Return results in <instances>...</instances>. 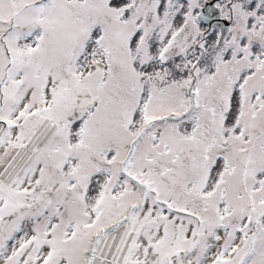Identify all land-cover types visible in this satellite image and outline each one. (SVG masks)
<instances>
[{"label":"snow or ice","instance_id":"obj_1","mask_svg":"<svg viewBox=\"0 0 264 264\" xmlns=\"http://www.w3.org/2000/svg\"><path fill=\"white\" fill-rule=\"evenodd\" d=\"M0 264H264V0H0Z\"/></svg>","mask_w":264,"mask_h":264}]
</instances>
